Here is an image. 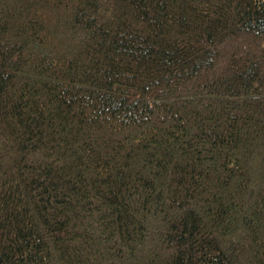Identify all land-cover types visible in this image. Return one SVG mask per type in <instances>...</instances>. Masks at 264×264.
Returning <instances> with one entry per match:
<instances>
[{"label": "trees", "instance_id": "16d2710c", "mask_svg": "<svg viewBox=\"0 0 264 264\" xmlns=\"http://www.w3.org/2000/svg\"><path fill=\"white\" fill-rule=\"evenodd\" d=\"M0 264H264V0H0Z\"/></svg>", "mask_w": 264, "mask_h": 264}]
</instances>
